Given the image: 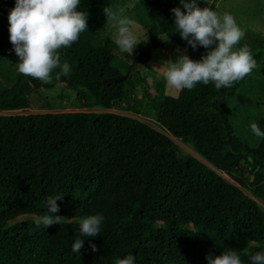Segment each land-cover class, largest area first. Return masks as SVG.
<instances>
[{"label": "trees", "instance_id": "obj_1", "mask_svg": "<svg viewBox=\"0 0 264 264\" xmlns=\"http://www.w3.org/2000/svg\"><path fill=\"white\" fill-rule=\"evenodd\" d=\"M118 3L80 0L77 11L88 16V29L71 47L58 50L71 72L56 81L55 69L53 83L42 85L17 71L9 38L16 0H0V62L18 74L0 94V112L28 109L34 83L72 90L81 108L89 109L0 114V264H115L128 255L135 264H208L207 255L227 250L251 264L252 255L264 252V137L256 148L248 146L230 118L232 99L248 75L230 88L201 82L176 97L165 95L160 77L154 93L146 91L137 106L127 107L139 115L144 106L155 112V122L111 112L137 85L149 87L137 67L152 60L161 36L187 48L194 61L208 51L193 50L176 33L171 9L182 7L180 0L147 3L149 42L132 55L110 39L95 45L90 34L106 22L103 8L116 9ZM202 3L198 0L199 7ZM249 49L260 62L262 49ZM130 65L127 80L108 82ZM257 124L264 131V119ZM177 141L191 145L200 158ZM56 195L63 199L53 215L66 218L60 224L6 227L21 216L44 215L47 197ZM97 214L104 217L100 235L81 236L75 220ZM77 238L85 240L80 254L72 251Z\"/></svg>", "mask_w": 264, "mask_h": 264}, {"label": "clouds", "instance_id": "obj_2", "mask_svg": "<svg viewBox=\"0 0 264 264\" xmlns=\"http://www.w3.org/2000/svg\"><path fill=\"white\" fill-rule=\"evenodd\" d=\"M80 0H16L15 7L9 13L10 43L18 57L16 65L19 74L38 80L42 85L69 76L71 67L67 62L61 63L59 49L71 47L79 35L88 29V16L77 11ZM182 7H175L171 12L175 17L176 33L187 42L193 50L198 47L207 49L206 55L194 61L187 54V48L175 50V61L169 59L161 62L159 71L166 82V88L177 92L191 90L198 83L205 85L213 82L215 88H230L235 82L250 74L256 66L248 46L235 49L244 36L231 14L221 16L209 7H199L198 0H180ZM186 10V11H185ZM106 17L105 28H115L114 42L121 53L133 54L140 42L137 37L139 24L133 18L123 15L113 5L103 8ZM103 29V30H104ZM251 131L257 137H264L257 123L251 124ZM62 196H49L46 200L47 212L35 219L37 227L48 229L60 224L63 218L53 215L59 212L58 200ZM78 215L73 218L76 219ZM102 215H89L80 220L81 236L95 238L100 235ZM85 240L75 239L72 251L79 253ZM96 251L95 244L91 245ZM208 264H242L236 250L224 251L222 255L206 256ZM251 264H264V252H257L250 257ZM115 264H135V257L128 255L117 259Z\"/></svg>", "mask_w": 264, "mask_h": 264}, {"label": "rangeland", "instance_id": "obj_3", "mask_svg": "<svg viewBox=\"0 0 264 264\" xmlns=\"http://www.w3.org/2000/svg\"><path fill=\"white\" fill-rule=\"evenodd\" d=\"M150 0H119L116 7L117 10H122L123 15L133 18L139 24L137 30L138 40L142 43H148L147 29L149 22L146 17V5ZM221 16L231 14L238 26L244 31V36L240 40L236 48L242 46L260 47L262 49V59L256 63V66L248 74L245 82L232 99V111L230 114L231 122L235 128V132L239 139L252 148L259 145L261 137L255 136L251 131V124L257 123L264 119V0H203L201 8L211 7ZM106 22L94 33L90 34L95 45L102 44L106 39L114 42L115 28H105ZM104 29V30H103ZM115 43V42H114ZM179 47L171 42L166 36H161V46L153 52L152 60L146 65L138 68V78H143L149 87L145 88L137 85L136 88L129 93L123 103L111 112L123 113L132 115L143 121H156L155 112L146 109L144 106L139 107V115H135L127 110L128 106H137L136 102L142 99L146 94L154 93L156 84L163 75L153 69V67H161L162 61L169 59L175 61L178 53L175 51ZM180 48V47H179ZM181 49V48H180ZM182 50V49H181ZM18 78L17 72L11 68L7 62H0V94L10 86H12ZM165 95L176 97L179 92L166 88ZM94 111H103L101 108H94ZM89 111V109L81 108L76 100V93L68 90L63 86H56L52 90H45L41 87L35 88L30 94L29 108L22 111L0 112L5 113H54V112H79ZM183 151L192 156L200 158L193 147L188 144H183L177 141ZM226 177V176H225ZM227 180L232 182L226 177ZM246 193L248 191L244 190ZM264 208V206H263ZM39 216H21L13 222H10L6 227L14 226L17 223H34ZM62 222V221H60ZM75 223L80 224V220H75Z\"/></svg>", "mask_w": 264, "mask_h": 264}, {"label": "water", "instance_id": "obj_4", "mask_svg": "<svg viewBox=\"0 0 264 264\" xmlns=\"http://www.w3.org/2000/svg\"><path fill=\"white\" fill-rule=\"evenodd\" d=\"M141 66H142V65H139L137 68H140ZM133 68H134V66H133V65H130V66L127 68L126 73H125L124 75H122V76H118V77H116V78H114V79H111V80H109L108 82H112V81L120 82V81L127 80V79L130 77V74H131V71H132ZM33 87H35V88L40 87V83H34V84H33ZM180 158H182L184 161H187V158L184 157L183 155H180ZM250 160H251V159H250ZM252 180H253V179H251V181H252Z\"/></svg>", "mask_w": 264, "mask_h": 264}]
</instances>
